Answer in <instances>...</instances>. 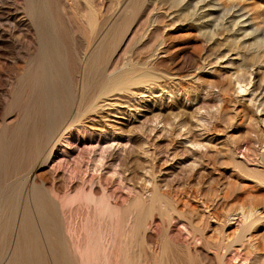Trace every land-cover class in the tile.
Masks as SVG:
<instances>
[{"label":"bare ground","instance_id":"6f19581e","mask_svg":"<svg viewBox=\"0 0 264 264\" xmlns=\"http://www.w3.org/2000/svg\"><path fill=\"white\" fill-rule=\"evenodd\" d=\"M94 1L85 0L82 4L76 0H22L27 17V32L33 36L36 49L17 79L14 103L17 119L11 126L6 127L9 129L7 135L0 130V252L8 249L10 240H13L10 237L15 233L13 229L17 209L28 177V174L25 176V170L43 147L42 143L49 141L54 131L65 122L71 109L75 93L73 82L78 72L81 76L78 104L80 117L85 112L84 109L81 110L83 106L91 107L90 112L94 111V105L99 98L114 90L124 91L139 80L145 86L144 93L148 96L161 92L166 86L173 90L171 95H176L177 92H182L184 96L187 94L188 107L179 100L167 105L166 110L176 111L174 116L178 117L175 127H172L177 131L175 135L180 137L174 138L180 148L178 151L190 155H193V151L184 149L180 139L185 136V143L192 148L197 146L195 139L198 136L189 123V119L195 115H191L194 112L187 114L191 97L201 103L199 108L202 110V103L206 105L215 99V95L208 94V90L206 98L200 97L199 92L207 89L204 86L205 79H218L222 76L221 81L219 79L217 84L214 83L221 100L216 116H213L214 123L210 127L199 126V131L203 135L221 131L224 141L219 147H205L206 151L202 154L205 160L199 163L200 166H187V175L184 174V178L189 180L197 176L199 182L197 180L198 184L190 188L182 185L176 190L178 195L173 194L176 197L175 205L182 206L188 217L187 224L172 217L174 220L171 221L175 222L170 229H175V235L170 234L166 237L167 240L163 239L159 243L160 231L167 223V212L170 214L168 207L172 206L169 192L160 194L161 192L153 191L144 200L142 194L134 195L130 184L123 182L126 177L119 181L116 178L111 179L112 177L106 178L97 168L99 166L95 165V171H99L96 176L92 167L93 161L90 162V167L94 174L91 172L89 176L78 177L70 172L72 176L68 177L67 182L76 180L74 185L80 187L68 202H78L86 210L92 209L95 217H105L103 220L96 219L94 228L99 237L94 238V233L90 234V245L94 248L101 241L100 245H96L95 251L97 248H104L102 253L107 264H216L213 255H219L218 264H227L228 260L242 264L245 257L251 258V261L259 259V264H264V231L261 232L264 229V130L257 125V117L251 106L241 103L233 96V84L238 85L253 75L255 81L252 91L255 98L261 97L255 108L261 107L260 113L264 116V43L254 42L258 36L252 43L247 42L252 39H246L247 36L255 30L246 33L244 27L240 26L247 23V19L241 21L245 17L246 9L253 12L252 15L250 13L252 20L257 21L260 15L249 8V4L248 6L244 3L240 5L241 8L236 6L238 9L235 10H229V5H225L227 7H222L225 12L221 13L222 9L219 6V9L215 8L216 5L211 0H196L194 4H185L178 12L176 9L179 1L155 0L160 8L173 10L169 12L170 19H167L168 14L164 11L145 16L147 19L142 26L145 34L143 33L139 64L133 62L129 49L118 51L131 17L122 19L116 26L108 29L101 43L82 60L79 58L80 52L84 47L88 49L92 45L105 21V18L100 17ZM252 5L253 8L257 6L251 4V7ZM86 6L90 7L88 12L79 15ZM190 7L192 10H189ZM8 20L6 19L10 30L11 22ZM258 20V23H264V18ZM175 23L178 25L173 27ZM259 35L264 40V34L260 32ZM2 37L3 34H0V41H4ZM224 58H232L230 63L227 62L230 64L229 69L211 67ZM196 71L199 80L194 86L192 75ZM146 110L148 114H152L154 109L146 106ZM245 124L246 130L243 131ZM230 130H234L233 133ZM253 142L257 144V149L252 146ZM241 144H244V162L236 157V150ZM82 159L74 161L72 173L77 169L81 171ZM132 160L135 161L134 158ZM101 161H104V157ZM126 161L129 162L128 158H124L122 165L126 166ZM178 164L176 174L181 175L185 169ZM133 169L135 172L136 168ZM133 169L130 170L131 174ZM212 176L216 178L205 186L204 183ZM35 178H32L29 192L26 190L27 202L22 203L14 247L6 264H74L63 237L56 203L48 193L52 188L47 189L43 176L37 180ZM119 178L121 177L117 179ZM129 179L132 181L134 178L131 175ZM190 190L194 193L192 199L199 200L182 201L180 195ZM95 193H100L101 197L96 199ZM81 206L76 207L78 209ZM156 207L162 208L161 215L167 217L159 219V223H155L157 219L153 215ZM200 207L208 209L209 215L223 226L231 225L237 220L242 225L239 230L225 234L224 239H206L201 234V226L203 227L207 217H204ZM89 217L93 218V212ZM178 224H181L182 229L177 227ZM152 242L154 246L150 245ZM205 243L210 244L212 255L201 248ZM194 249L198 254L197 260L193 259ZM153 256L156 258L154 262ZM98 262H103V258L92 256L85 264Z\"/></svg>","mask_w":264,"mask_h":264},{"label":"rangeland","instance_id":"374dc122","mask_svg":"<svg viewBox=\"0 0 264 264\" xmlns=\"http://www.w3.org/2000/svg\"><path fill=\"white\" fill-rule=\"evenodd\" d=\"M76 1L83 4L85 0ZM154 1L155 0H95L94 3L96 4V8L100 13V17H102L103 19L105 18L104 25L98 30L96 38L92 45L88 49H86V47L83 48V50L79 54V58H81L82 60L86 59L91 51L101 43L103 36L108 29H110L112 26H116L122 19L124 20L128 17H131V21L125 27L126 30L124 31V35L121 39L118 51L121 52L124 49H129L131 59H133V62L139 64L141 61L140 48L145 34L142 26L144 21L147 19L145 16H152L164 11V13L168 14L167 19H170L171 16L169 15V12L173 10L172 8H160L161 6L156 5V2ZM177 1H179V4L176 10L180 12L184 8L185 4H194L196 0ZM220 1L221 0H211V2L216 5L215 8L219 6L220 10L222 9L221 13L225 12V8L222 7H227L228 5L229 10L231 8L232 10H235L238 9L240 5L242 6L244 4H249V8H252L254 12L257 11V15H260V20L264 18V0H229V2L227 0H222L221 2ZM227 2L230 4H227ZM251 4L257 6L253 8V5L251 7ZM236 6H238V8ZM257 8H260V10H257ZM89 9L90 7L86 6L79 15H85ZM189 10H192V8L190 7ZM246 10L244 11L245 17H243L244 19L242 18L241 21L247 19V23H244L245 25L241 24L240 26L244 27L246 33H251L252 30H255V32L247 36L246 39L252 38L250 40H247V42L249 41V43H252L253 40L258 36L256 40H254V42L258 41V43H261V41H263L262 43H264V40H262L261 36L259 35L260 32L264 34V23H258L259 18L257 19V21L252 20L250 16V13L252 11ZM261 11L263 14L261 13ZM6 19H10L8 20L11 22L10 30ZM26 19L27 17L23 10L22 0H0V34H3L2 38L4 39V41H0V130H3V132L5 133L4 135L8 134L9 129H7L6 127L11 126L18 116L16 113V108L14 106V103L16 101L17 79L20 74H22L28 58L33 56L36 49V44L34 41H32L33 36H31V34L27 32ZM255 22H257V24ZM177 25L178 24L175 23L173 27ZM76 36H78V34H76ZM229 61L231 62L232 58H224L223 60L218 61L217 64L214 63L213 65H211V67H226L229 69ZM197 74L198 72L196 71L192 75L194 76V86L198 83L197 80H199ZM219 79L221 81L222 76H220L218 79H205L206 82L204 86H206L207 89H202V93L199 92L200 97L206 98L205 95L209 91L208 94H212L213 96L215 95V99H213V101L207 103L206 105L205 103H202L204 105H202V107H204L202 108V110L199 108L201 103L191 97L192 102L190 109L187 111V114L190 115L191 112H194V114L192 113L191 115H195L192 117V119H189V123L191 125V128L194 129L193 131L198 136L195 139V142H197V146L192 148L187 143H185V141L187 140L185 136H182L180 139V142L182 143L184 149L193 151V155H190L184 152L183 154L182 151H178L180 150V148L174 140V138H178V135H175L177 134V131L172 128L175 127L174 125L175 122H177L178 117L174 116L176 111L174 112V110H172L171 112L168 109L166 110L167 105H171L172 103H175L179 100L183 101L184 104H186V107H188V101H186L187 94L184 96L182 92H177L175 93L176 95L172 94V96L170 93L173 92V90L170 88V86H166L161 92H156L157 90H155L156 93L148 96L147 93H144L145 86L139 80L138 83H135L132 86L130 85L129 88L124 91L114 90L111 93L99 98L94 105V111L90 112L89 109H91V107L88 108V106H83L81 110L84 109L85 112H83L84 115L80 117L78 116V109L80 108L78 104L80 99L79 93L81 76L80 72H78L73 82L75 87V98L73 97L72 99L71 109L69 110L68 116L63 123L66 126L63 124L60 125L54 131L52 138H49V141H47L48 143L46 141L42 143L43 147H41V150L34 158L32 164L25 170V176H27L28 174V177H26L22 200L20 202V206H18L19 209H17L18 214L15 220V228L13 229L15 233L12 231L13 235L11 234L12 238L10 237V239L13 240H10V242L8 241L11 247L8 245L9 247L6 246L8 247V249H5L4 252H0L4 254L6 250H9V252L6 251L7 253L4 254L3 260V254H0V264H6L8 258L11 256L13 250L12 248L14 247L13 243L15 242L14 239L16 234L17 221L19 219L22 205L27 202L26 197L30 189L32 178H35V176L36 178L34 180H37L40 176H43L46 179L45 185L47 189L51 190L52 188V191L48 193L56 203L59 213V219L61 221L63 237L65 238V241L67 243L69 254L74 260V264H85V261L90 260L92 256L103 258V262H98V264H107L106 259L104 258V254L102 253V249L104 248H102L101 250L100 248H97V250L95 251L96 245H100L101 241H97L98 243L94 248H92L90 245V234L94 233V238L99 237L94 228L96 219L103 220L105 217H95L94 211L90 208H87L86 210V207L84 208V205H82L81 203L80 204L82 206L78 205V202H68L71 197H74L75 194H77V189H79L80 187V185H74V181L76 182V180L68 183V177L72 176L73 174L78 177H85L82 175L89 176L91 172L92 174H94L96 166H99L97 168H99V171H102V173H104L105 177H112L111 179L113 180L114 178H116L115 180L119 181L120 179H123V177H126L127 180L125 179L123 182L126 184H130L129 187L134 189V195L142 194L141 197L144 200L147 199V197L150 196L153 191H157L159 193L161 192L160 194H163L166 191L167 193L169 192L168 195H170V197H168L172 206L168 207V211H170V214L169 212H167L168 218L165 216L167 218V223L166 226L162 227L160 231V236L158 237L160 241L159 243L161 244V241L163 239L167 240L166 237L168 235H175V229H170V226L175 221L171 220L175 219L177 221L179 219L180 223L183 224H187L188 221L187 214L184 213V208H182V206L175 205L177 203H175L176 200L174 199H176L175 196L178 195L176 190L180 189L182 185H185L188 188L194 187L199 182V178H197V176L189 180L184 178L187 175V166H200L199 163H202L205 160L203 159L202 154L206 151V149H208L211 145H216L217 147H219L221 146L222 141H224V134H221V131V133L215 132L214 134L207 133L205 135H203L202 132L199 131V128L201 130V127L199 126L202 125V127H210L214 123L213 116H216V111H218L217 109L221 104L218 89L216 88V86H214V83L217 84L219 82ZM254 81L255 79L252 75L250 77H247L238 85L233 84V96L234 98L236 97L235 99H238L241 103L251 106L252 111L257 117V125L264 130V116L260 113L261 107L258 109L255 108L257 106V103H259L258 100L260 101L259 98L261 97L255 98V94L252 91V85ZM254 98L256 100L255 102L253 101ZM146 106H151L152 109H154L152 111V114H148ZM86 117L87 119H84ZM72 118H74L75 120H72ZM158 121L159 123H157ZM70 124L73 125L70 126ZM194 127L198 128H196L197 131ZM183 130H185V128ZM183 130L181 132H184ZM245 130L246 124L243 125V131ZM230 131H232L230 133H233L234 130ZM209 142H211V144ZM253 143L252 146L257 149V144L255 142ZM205 147L207 148L205 149ZM244 155V144H241L236 150V157L239 161L244 162ZM103 157L104 161H101ZM80 158H83L82 164L80 166L81 171L77 169L76 172L77 174H79L76 175V172L72 173L71 169L72 167H74V161L76 162V159L80 160ZM124 158H126V160L128 158L129 160V162L126 161V166L122 165V163H124ZM133 158L135 159V161H131V159ZM87 159L89 160L87 161ZM94 161L96 162V164H93L95 163ZM65 162L66 164L67 162L68 164L70 163L69 165L71 166L69 167L68 164H65ZM90 162H92L94 171H92L93 168L90 167ZM99 162L102 163L103 167H100L101 164ZM178 163L184 166L183 168L185 169V171L182 172L181 175L176 174L179 165ZM59 165H61V167ZM67 167H69L68 173L66 172ZM88 167H90L89 171ZM132 167L136 168V173L134 172V169ZM253 167L257 168V166ZM86 168L87 171H85ZM64 169L66 170L64 171ZM131 169H133L132 174L130 173L132 171ZM99 171L98 169L97 171H95L96 176L99 174ZM70 172L72 175L70 174ZM84 172L85 174H83ZM115 173L117 176H115ZM131 175L134 178L132 179V181L129 179ZM31 176L32 178H30ZM118 177L121 178L117 179ZM215 178L216 176H212L207 180V182L204 183V185L206 186V183L212 181ZM177 179L179 180V182ZM67 184L69 185L68 188ZM132 185L134 187H132ZM156 187L157 190L155 189ZM53 188H55L56 190H54ZM173 194L176 195L174 196ZM193 196L194 193H192L190 190L180 195V199H182V201H186L187 199H189L194 202L199 200L198 198L192 199ZM100 197V193H95L96 199ZM76 206H81L79 207L81 209L78 208L80 211ZM198 206H200V204H198ZM82 207L84 208L83 210ZM161 209L156 207V209L153 211V215H155V218L157 219L155 220V223H159V219H166L161 215L163 211V209ZM200 211L203 212L204 217H207L204 221L203 227L201 226V234L203 235V237L205 236L206 239H209L210 237L212 239L217 238L215 240L224 239L225 234H230V232L235 231L236 229L239 230V226L242 225V222L237 220L232 222L231 225L223 226L222 224L216 222L209 215L210 213L208 209L200 207ZM91 212H93V218L90 219L89 216L91 215ZM158 213L161 217H159ZM172 217H174V219ZM177 227H180L179 229H182L181 224H178ZM263 231L264 229L261 230V232ZM150 245L154 246V242H152ZM201 248L205 252H207V254L212 255L210 244L205 243L201 246ZM197 255L198 254L196 252V249H194V260L198 259ZM213 256L216 264H218L219 255ZM152 261H156L155 256H153ZM258 261L259 259L256 261H251V258L245 257L242 261V264H259L260 261ZM227 264L236 263L233 260H228Z\"/></svg>","mask_w":264,"mask_h":264}]
</instances>
